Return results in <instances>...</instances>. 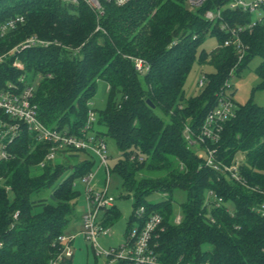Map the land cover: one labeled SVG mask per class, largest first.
I'll list each match as a JSON object with an SVG mask.
<instances>
[{"label":"trees","instance_id":"1","mask_svg":"<svg viewBox=\"0 0 264 264\" xmlns=\"http://www.w3.org/2000/svg\"><path fill=\"white\" fill-rule=\"evenodd\" d=\"M185 2L131 0L124 7L107 5L97 18L85 5L0 0V25L18 16L25 19L0 42L2 52L30 37L50 43L23 50L0 65V91L8 83L21 86L18 80L24 76L37 85L34 104L40 121L78 136L93 111L98 83L105 82L109 103L98 119L105 131L95 136L117 147L119 160L111 174L120 180V198L133 203L125 238L132 222L137 223L134 212L144 207L148 216L163 218L150 243L160 264H264V215L257 210L264 196L207 167L199 156L204 146L193 148L184 137L186 126L199 132L225 95L232 70L240 73L259 58L256 73L264 87V22L249 29L253 16L225 10L213 26L205 19L215 9L212 3L194 12ZM220 23L247 28L241 35V61L234 47H221L230 36L220 31ZM208 38L218 44L209 52L203 48ZM133 59L145 61L149 70L138 73ZM15 60L23 70L12 66ZM195 63L214 72L205 74L199 95L187 99L185 81ZM118 91L123 94L119 104L114 101ZM236 107L221 140L208 146L227 165L241 154L242 178L249 187L264 189V107L252 102ZM0 119L9 122L1 111ZM50 147L21 125L7 146L9 159L0 161V264L65 262L59 238L68 235L76 212L74 182L92 172L95 160L89 152L68 150V155L61 150L55 163L42 168ZM82 153L88 155L84 160L78 156ZM211 191L224 202L217 206ZM153 195L160 199L149 201ZM227 202L234 205L233 212ZM119 216L116 206L107 214V226Z\"/></svg>","mask_w":264,"mask_h":264},{"label":"built area","instance_id":"2","mask_svg":"<svg viewBox=\"0 0 264 264\" xmlns=\"http://www.w3.org/2000/svg\"><path fill=\"white\" fill-rule=\"evenodd\" d=\"M58 1L66 6L85 5L97 18L104 16L107 5L124 7L131 2V0ZM185 3L188 9L194 12L206 4L212 3L215 9L208 10L205 13V19L213 26L218 21H222V15L225 10L241 11L253 17L257 15V18L248 26L249 29L253 28L257 23L264 22V0H253L250 3H247L245 0H186ZM217 4H221V6L217 7ZM24 22V17L18 16L1 24L0 42ZM98 30H100L99 27ZM245 30H247L246 27H231L226 23H220V31L230 36L221 47H234L238 54V61H241L244 56L245 46L242 42L241 35ZM48 45H50L49 42L42 41L37 37H30L9 52H2L0 49V65L5 63L11 56L17 55L23 50L33 47H46ZM133 60L135 70L138 73L144 74L149 70V65L142 59ZM12 66L19 70H23L24 68L18 60H15ZM18 82L21 86L8 83L5 89L0 91V111L9 118V122L0 119V161L9 159L7 146L18 136L21 125L27 127V130L31 134H34L38 141L51 144L45 160L40 164L42 168L45 167L46 163H55L61 157V150H74L76 153H92L99 158L100 167L104 169V182L101 185L100 192H94L97 184H94L88 189L87 212L81 217L83 231L80 232V235L86 241L93 244L94 251H96L97 255L107 257L109 261L106 264H160L154 255L150 243L156 232L160 229L163 218L155 213L149 214L148 216L144 207H140L134 212L137 226L130 230L125 238L124 244L120 248H111L109 251H106L98 244V237L109 235L110 229L106 223L107 214L116 207V197L109 194L112 174L107 163V145L92 132L93 125L96 122V113L94 111L88 113L86 125L78 136L50 129L38 118L36 105L34 104L36 83H27L24 76L19 78ZM206 82L207 78L204 76L199 83V87L204 88ZM236 109L237 107L234 103L226 95H222L219 104L209 112L199 132L195 133L189 126H186L184 129V137L193 148H201L204 146L205 151L200 153L199 156L204 159L207 167L228 174L232 181L245 186L255 194L264 196V189L249 187L242 178L240 170L241 161L236 159L231 165H227L217 159V150L208 146L209 143L214 145L221 140L224 126L235 118ZM6 139H8L7 142H5ZM70 152L68 151L67 154L69 155ZM84 178L86 182H91L93 180L92 172ZM210 196L213 197L217 206L224 202L223 198L213 191L210 192ZM258 206V213L264 215V202ZM16 217L15 215L14 218ZM179 221L177 217L176 222L179 223ZM59 240L63 244L61 253L63 257L72 258L73 252L70 250V246L73 238L69 240L67 246H64V243L68 241V235L60 237ZM52 264H59V261L55 260Z\"/></svg>","mask_w":264,"mask_h":264},{"label":"rangeland","instance_id":"3","mask_svg":"<svg viewBox=\"0 0 264 264\" xmlns=\"http://www.w3.org/2000/svg\"><path fill=\"white\" fill-rule=\"evenodd\" d=\"M247 3H250L253 0H245ZM257 18V15L253 17V20ZM218 44L215 38H208L203 46L206 51H211L217 48ZM260 59L254 58L249 63L247 68L242 70L240 73L234 71L230 72L229 87L225 90V95L229 98L235 106L245 105L249 102H252L258 106L264 107V87H260L262 79L257 75L256 69L260 65ZM214 72V69L209 65H200L198 63L194 64V67L188 74L184 92L187 99L195 98L199 95L200 91L204 88L199 87L200 81L203 79L205 74H211ZM142 86L145 87V82L143 77H141ZM205 87V86H204ZM37 85L35 84V89ZM232 92L234 94H232ZM109 90L108 85L100 81L98 83V90L96 95L91 101L90 108L96 113V122L94 123V135L96 131H105L103 127L98 124V119L100 112H103L109 103ZM123 99V94L117 92L114 97L116 103H120ZM156 114L160 117H164L162 112L159 110L155 111ZM92 155V154H91ZM95 160V164L92 168L93 180L91 182H86L85 178H79L74 182V191L77 193L75 200V214L71 217V223L68 231V241L64 243V246H67V243L71 238L73 242L70 246V250L73 252L72 258H66L65 262H60L59 264H106L109 260L106 256L97 255L94 251L93 244L89 241H86L81 235L80 232L83 231V224L81 223V215L87 212V196L89 187L97 184L94 192L101 191V185L104 180V169L100 167V160L98 157L92 155ZM108 157L107 163L111 168L119 160V154L117 147L113 142H108L107 144V153ZM87 154H80V160L87 158ZM239 161L243 159L240 154L237 158ZM109 194L116 197V206L120 210L119 218L109 225V235L100 236L97 238L99 246L104 250L109 251L111 248H120L125 241L126 230L130 224L129 217L133 211V203L129 199L120 198L121 186L120 180L117 176L111 175V183L109 188ZM11 196V195H10ZM12 197V196H11ZM160 196H151L148 198L149 201H158ZM229 207L230 212L234 211V205L231 202L226 204ZM178 220L179 217H178ZM133 228L137 226L135 221L132 222Z\"/></svg>","mask_w":264,"mask_h":264},{"label":"water","instance_id":"4","mask_svg":"<svg viewBox=\"0 0 264 264\" xmlns=\"http://www.w3.org/2000/svg\"><path fill=\"white\" fill-rule=\"evenodd\" d=\"M147 104H148L152 109H155L154 105H153L150 101H147Z\"/></svg>","mask_w":264,"mask_h":264},{"label":"crops","instance_id":"5","mask_svg":"<svg viewBox=\"0 0 264 264\" xmlns=\"http://www.w3.org/2000/svg\"><path fill=\"white\" fill-rule=\"evenodd\" d=\"M78 156H79V158H80V155H78ZM81 217H82V215H81ZM81 217H80V218H81Z\"/></svg>","mask_w":264,"mask_h":264}]
</instances>
